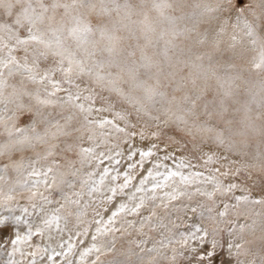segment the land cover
Returning a JSON list of instances; mask_svg holds the SVG:
<instances>
[{"label":"snow or ice","instance_id":"1","mask_svg":"<svg viewBox=\"0 0 264 264\" xmlns=\"http://www.w3.org/2000/svg\"><path fill=\"white\" fill-rule=\"evenodd\" d=\"M0 213L5 264L129 229L141 264H264V0H0Z\"/></svg>","mask_w":264,"mask_h":264},{"label":"rangeland","instance_id":"2","mask_svg":"<svg viewBox=\"0 0 264 264\" xmlns=\"http://www.w3.org/2000/svg\"><path fill=\"white\" fill-rule=\"evenodd\" d=\"M247 3H248V0H239V6L240 7H243ZM236 64H237V67H236L235 71L242 72L245 76L250 75V73L248 71V65L246 63H244L242 61H237ZM126 163H127V161H122V164H126ZM168 163L170 164V166L172 165L171 161H169ZM139 171H143V169H140ZM184 171H185V173L187 172V170H184ZM205 174H207V173H205ZM133 182L138 183V180L133 181ZM160 195L162 196L163 193H160ZM253 195L256 197H259L261 195L258 187L254 188ZM159 202H160L159 200L156 201L157 204H159ZM183 202L188 203L186 198H184ZM173 203L177 204L178 202H173ZM16 214L18 215L19 213L17 212ZM178 214L182 215V213H176L174 210H171V215H172L173 219H175L176 215H178ZM0 215H8V213H0ZM94 215H95V213L90 209L88 211L87 215L83 218L84 223L81 225V227H87L89 230V233L92 232L93 234L95 233V229H96V225L93 227V225H94L93 216ZM96 219L106 220L107 216L102 213V216H98V217H96ZM129 219L135 220L134 217H129ZM187 219L189 221L192 220L191 212L187 213ZM73 223H76L75 218H73ZM12 226L13 225H10L8 229H6L4 232L0 233V244H3V247H0V260L3 262H5L8 259V252H10L12 250V245L10 243V240L13 239ZM99 227H101V225ZM109 227L119 228L120 222L118 221L115 225H109ZM182 232H184L183 228H181L179 230V232L177 233V239L179 238V234ZM115 235L117 236L116 247L112 252H106L103 255L94 252V253L90 254L89 258L85 261V264H91V262L93 260L97 259V256H99L98 264H141V259H142V257H144V253H142L140 248L136 247L135 244L130 243V241L139 240L141 237L136 235V233L132 229H129V232L123 236H121V234L118 232ZM153 235H155V237L157 239H159L158 233H155ZM86 237L87 236L77 237V236L73 235L71 242L74 245H76V247H74L73 253L69 257L70 259L73 260L74 252L76 251L77 247L80 246L79 242L81 240L83 241ZM106 239L111 240L112 236L109 235L108 237H106ZM34 240H35V238H34ZM34 243L39 244V242H35V241H34ZM21 246H23V250H21V251L24 253V259H22V260L26 263L27 259H25V257L31 251H33V248H29L26 244H22ZM147 247H151V243L148 244ZM18 255L21 258V256H22L21 252H19ZM15 256H16V253L13 257L14 259H15ZM223 259L226 260L227 257H223ZM56 264H66L65 257H61L58 260H56ZM73 264H75V263L73 262Z\"/></svg>","mask_w":264,"mask_h":264},{"label":"bare ground","instance_id":"3","mask_svg":"<svg viewBox=\"0 0 264 264\" xmlns=\"http://www.w3.org/2000/svg\"><path fill=\"white\" fill-rule=\"evenodd\" d=\"M250 75H255V74L254 73H250ZM94 226H95V224L93 225V227ZM98 226H100V225H96V227H98ZM101 227H103V225H101ZM17 231H20L21 234H23V231H25L24 226L23 225H20V226L13 225L12 226L13 238H14V233L17 232ZM90 234H93V233L90 232ZM60 235H63L64 239H67L69 233L68 232H65L63 234H61V233H53V236L55 237V239L51 242V248H54L56 251H60V249L57 247V243L59 242ZM98 239H101V238L98 237ZM34 241L35 242H39L41 248H43L45 246H48V242L45 241L44 243H41V238H39V237H36ZM83 241H84V243L83 244H80V246L77 247L76 251L74 252V256H73L74 257L73 258V262L74 263H75L76 259H78V257H79V251H82L85 247L91 246V244L93 243V241L91 240V235H87V237ZM21 250H23V246H21ZM18 254H19V252L16 253L15 259L17 261H19L20 264H28V262L33 259V257L29 253L25 257V259H27V261L25 263L22 260V259H24V255H22L21 258H20ZM89 256L85 258V261L89 258ZM61 257H63V256L54 257V260L56 261V260H58ZM35 260H36V264H51V262L47 261L46 256L42 259V257L40 255H37L35 257ZM0 264H5V262H3V261L0 260Z\"/></svg>","mask_w":264,"mask_h":264}]
</instances>
